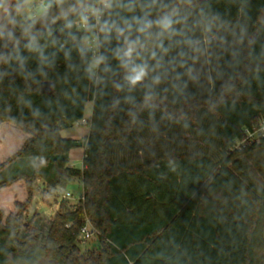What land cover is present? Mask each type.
<instances>
[{"label":"trees","instance_id":"16d2710c","mask_svg":"<svg viewBox=\"0 0 264 264\" xmlns=\"http://www.w3.org/2000/svg\"><path fill=\"white\" fill-rule=\"evenodd\" d=\"M239 3L213 0V7L235 20ZM243 5L249 31L264 42V0ZM21 50L24 72L0 64V264H256L264 180L253 182L242 156L264 146L229 147L264 116V72L258 81L241 69L224 103L211 106L197 92L175 118L157 112L154 125L147 112L134 121L127 105L113 107L119 94L102 95L69 72L63 54L41 74ZM88 102L85 143L62 137L84 119ZM83 145L82 168L70 166V151ZM75 176L83 183L76 204L62 200L48 220L39 212L27 218L34 182L43 181L49 199ZM87 220L100 241L90 252L77 243Z\"/></svg>","mask_w":264,"mask_h":264},{"label":"clouds","instance_id":"9594fccd","mask_svg":"<svg viewBox=\"0 0 264 264\" xmlns=\"http://www.w3.org/2000/svg\"><path fill=\"white\" fill-rule=\"evenodd\" d=\"M21 45L36 72L63 54L69 72L119 94L113 107L127 105L134 121L147 112L154 125L157 112L175 118L197 92L214 106L243 72L258 81L264 72V42L249 31L243 0L235 20L213 0H0V64L24 72Z\"/></svg>","mask_w":264,"mask_h":264},{"label":"rangeland","instance_id":"374dc122","mask_svg":"<svg viewBox=\"0 0 264 264\" xmlns=\"http://www.w3.org/2000/svg\"><path fill=\"white\" fill-rule=\"evenodd\" d=\"M93 110V104L92 102H88L85 109V116L84 119H90L92 115ZM77 126H73L72 131L77 130ZM90 126L84 125L83 130L86 133V136H78V139L85 143V137H87V134L89 132ZM85 147L84 145L81 147L74 148V151L71 153L73 154V159L71 156L70 164H73V167L75 168H82V158L84 155ZM260 152V153H257ZM242 159L245 161V163L250 167V175L253 179V182L258 186L261 187L262 182L264 180V150L263 151H252L249 152V154H244L242 156ZM43 186L45 184L41 180H37L34 182V200L31 208L28 209V219L31 218V216L35 212H39L40 215L44 217L45 220L50 219L55 214L56 210L51 209L50 207L59 208L60 204V197L55 195L52 198L49 199H43L42 196V190ZM63 192H71L72 198L68 200L70 204H76L80 197L83 195V183L82 179L79 176L71 177L65 188H63ZM264 236V235H263ZM99 237L97 234L93 235L91 239L87 240L86 243L79 244V247L84 251H95L99 248ZM255 255H256V264H264V245L263 248H259L257 245L255 247Z\"/></svg>","mask_w":264,"mask_h":264},{"label":"built area","instance_id":"2783aa9c","mask_svg":"<svg viewBox=\"0 0 264 264\" xmlns=\"http://www.w3.org/2000/svg\"><path fill=\"white\" fill-rule=\"evenodd\" d=\"M75 125L77 127L88 125V121L86 119H82L76 122ZM252 146H264V116L261 117L254 126L244 128V136L241 139H235L230 145L229 151L241 152ZM56 196L61 198L60 201L69 200L73 197L71 192L64 193L63 189L58 190V192H56ZM54 207L51 206L50 208L54 209ZM93 226L94 225H92L89 220L86 221V224L82 227L77 236L78 244L86 243L93 235L97 234V231Z\"/></svg>","mask_w":264,"mask_h":264},{"label":"crops","instance_id":"0c3cea01","mask_svg":"<svg viewBox=\"0 0 264 264\" xmlns=\"http://www.w3.org/2000/svg\"><path fill=\"white\" fill-rule=\"evenodd\" d=\"M87 120V119H86ZM74 126H76V125H74ZM78 129L77 130H75V131H72L71 129H73V128H69V129H65V130H63L62 132H61V135H62V137H64V138H71V139H76V140H79L78 139V136H86V133H85V131L83 130V126H78L77 127ZM91 129V128H90ZM90 129H89V131H90ZM88 134H89V132H88ZM88 134H87V136H88ZM86 138V137H85ZM74 151V149H72L71 151H70V153H69V164H70V160H71V156H72V159H73V154H71L72 152ZM84 154H85V150H84ZM83 158H84V155H83ZM83 158H82V160H83ZM84 161V160H83ZM83 161H82V166H83ZM70 166H72L73 167V164H70ZM56 207V206H55ZM56 211L58 210V206H57V208H54ZM264 226L262 227V231H261V236H260V242L258 243V246H259V248H263V245H264Z\"/></svg>","mask_w":264,"mask_h":264},{"label":"water","instance_id":"95a60500","mask_svg":"<svg viewBox=\"0 0 264 264\" xmlns=\"http://www.w3.org/2000/svg\"><path fill=\"white\" fill-rule=\"evenodd\" d=\"M53 90V85L52 83L45 81L41 84V92L48 94Z\"/></svg>","mask_w":264,"mask_h":264}]
</instances>
